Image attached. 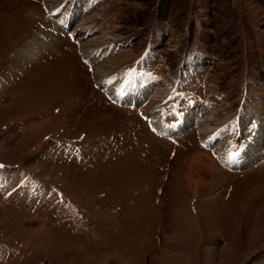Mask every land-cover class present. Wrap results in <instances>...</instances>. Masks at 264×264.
<instances>
[{
  "label": "rangeland",
  "instance_id": "374dc122",
  "mask_svg": "<svg viewBox=\"0 0 264 264\" xmlns=\"http://www.w3.org/2000/svg\"><path fill=\"white\" fill-rule=\"evenodd\" d=\"M259 126L264 0H0V264H264Z\"/></svg>",
  "mask_w": 264,
  "mask_h": 264
},
{
  "label": "bare ground",
  "instance_id": "6f19581e",
  "mask_svg": "<svg viewBox=\"0 0 264 264\" xmlns=\"http://www.w3.org/2000/svg\"><path fill=\"white\" fill-rule=\"evenodd\" d=\"M59 9H57V11ZM74 15H75L74 12L72 13L71 11H69L65 15L66 22L69 24V26L71 25L70 23L72 21V18L75 17ZM96 53H94V52L91 53V54L85 53L84 54V57L86 55L87 58L93 59ZM151 84H152V81L151 80H148L147 78H140L137 81V83L134 85V87H132V89H130V91L133 93L132 94V100H128L129 94H118L117 100L120 101V102H122V103H128V104H131V105H137L139 102H141L144 99V97L146 96V91L148 90V87L147 86H149ZM129 101H131L132 103H130ZM190 111H188L185 114L184 119L181 120V122H177V123H174L172 125L163 124V121H164L163 120V116L160 115L161 113L159 114V112L158 113H156L154 111L153 112H149V113L146 114V116L150 120L152 127L156 131L161 132V133H163V134H165L167 136L172 135V134L182 133L183 129L185 128V125H186L187 120H188V122H190L189 124H193V125H195L197 127H201L203 129V126L206 123V121H208V120L211 121V119H212V117H210V116H207L205 118L204 116H201V115H195L193 113V109H190ZM189 114H191V116H189ZM248 117H249V115H248ZM257 128L260 129L261 126H259ZM254 137H255V143L249 149V152L246 153V155H248V156L244 155L243 158H242V156L235 157L234 155H230L228 153V151L226 149H224L221 152V154H220L221 161L222 162L224 161L223 163L226 166H228L229 168L231 167L232 169H234V168L235 169H238V168H236L234 166L238 165L240 167L244 163H248V162H252V160H256L257 159L256 158V155H257V152H258V146L261 145L262 138L264 137V127L261 128L260 131H258L255 134ZM231 162L235 163L236 165L231 164Z\"/></svg>",
  "mask_w": 264,
  "mask_h": 264
}]
</instances>
